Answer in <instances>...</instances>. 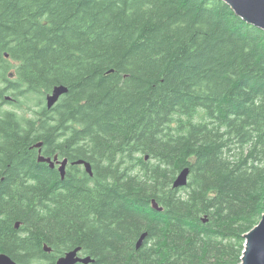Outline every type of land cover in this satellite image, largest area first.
Returning <instances> with one entry per match:
<instances>
[{"label":"trees","instance_id":"trees-1","mask_svg":"<svg viewBox=\"0 0 264 264\" xmlns=\"http://www.w3.org/2000/svg\"><path fill=\"white\" fill-rule=\"evenodd\" d=\"M0 77V97L69 89L0 114V253L241 262L264 214L261 28L222 0H0ZM40 150L68 158L64 179Z\"/></svg>","mask_w":264,"mask_h":264},{"label":"water","instance_id":"water-1","mask_svg":"<svg viewBox=\"0 0 264 264\" xmlns=\"http://www.w3.org/2000/svg\"><path fill=\"white\" fill-rule=\"evenodd\" d=\"M226 2L236 12L238 16L244 19L249 24L261 28L264 31V0H222ZM8 57V55H6ZM68 87L65 85H57L53 88L52 92L47 95L46 105L47 108L51 109L59 101L60 97L68 92ZM8 99L10 97H7ZM42 143H38L35 147L40 148ZM148 158V156L146 157ZM39 162H47L52 168L55 167L56 162L60 164L58 170L61 178L64 179L66 176L68 158L61 161L56 156L54 160L50 157H45L41 154L38 157ZM74 165H83L86 172L93 176L92 164L86 160H78L73 162ZM190 174V168L186 167L177 176L173 183L174 188L185 186L188 183V177ZM152 206L155 209L163 210L162 207L153 199ZM20 223L16 224V228H19ZM146 233L143 234L137 243V247L140 248L143 245ZM245 249L241 262L239 264H264V214L260 222L251 229L246 235ZM47 252L51 251V248L45 246ZM81 247H76L57 259L56 264H89L94 262L91 256H81ZM0 264H19L11 256L6 253H0Z\"/></svg>","mask_w":264,"mask_h":264},{"label":"rangeland","instance_id":"rangeland-1","mask_svg":"<svg viewBox=\"0 0 264 264\" xmlns=\"http://www.w3.org/2000/svg\"><path fill=\"white\" fill-rule=\"evenodd\" d=\"M14 63V62H13ZM13 72V70H10ZM13 78V77H10ZM5 82H3V79L0 77V86H3ZM40 99L43 102L44 100V95L37 96L35 94H29V97L24 99L22 97L18 98V104L15 103H9L3 105L1 108L2 111H15L19 116H27L30 117L32 116L33 112L32 110H28L29 108L35 109V110H40L43 105L40 103ZM84 167V166H83ZM83 167H77L79 170H84ZM77 170V169H76ZM32 264H38L37 262H34ZM39 264H42L39 262Z\"/></svg>","mask_w":264,"mask_h":264},{"label":"flooded vegetation","instance_id":"flooded-vegetation-1","mask_svg":"<svg viewBox=\"0 0 264 264\" xmlns=\"http://www.w3.org/2000/svg\"><path fill=\"white\" fill-rule=\"evenodd\" d=\"M52 92V91H51ZM50 92V93H51ZM9 93V91H6V93H4L3 94V96L2 97H0V114L2 113V112H4V111H2L1 110V108L3 107V105H5V104H9V103H15V104H18V99H16L13 95H9L8 94ZM49 94V93H48ZM48 94H45V96H44V100H43V102H41L42 104L41 105H43L41 108H43L44 106L46 107V103H47V101H46V98H47V95ZM8 95L9 96H12V97H10L9 99L7 98L8 97ZM6 97V100L4 99ZM37 149H40V148H37ZM38 154H39V152H38ZM56 156H54V158H55ZM58 157V156H57ZM54 158H51L52 160H54ZM66 158V157H65ZM65 158H63V159H65ZM58 160L60 161L61 159L58 157ZM48 164V163H47ZM49 165V164H48ZM59 163H57L56 162V165H55V167L53 168V169H55V168H57L58 169V167H59ZM71 165V163H70V161L68 162V165H67V170H68V168H69V166ZM51 252V251H50Z\"/></svg>","mask_w":264,"mask_h":264}]
</instances>
